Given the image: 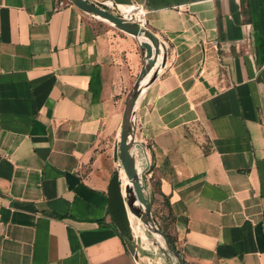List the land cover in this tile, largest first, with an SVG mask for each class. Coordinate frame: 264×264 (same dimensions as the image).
<instances>
[{
	"label": "crops",
	"instance_id": "obj_1",
	"mask_svg": "<svg viewBox=\"0 0 264 264\" xmlns=\"http://www.w3.org/2000/svg\"><path fill=\"white\" fill-rule=\"evenodd\" d=\"M59 1L0 0V264H136L104 146L145 50ZM112 1L160 41L132 115L150 214L185 264H264V0Z\"/></svg>",
	"mask_w": 264,
	"mask_h": 264
},
{
	"label": "water",
	"instance_id": "obj_2",
	"mask_svg": "<svg viewBox=\"0 0 264 264\" xmlns=\"http://www.w3.org/2000/svg\"><path fill=\"white\" fill-rule=\"evenodd\" d=\"M69 1L82 12L104 19L115 28L131 35L136 39L138 45L145 50L143 66L126 98L119 132V145L114 153V158L119 160L122 165L128 183L122 187L118 170L112 173L107 187L108 211L118 233L122 237L130 241L131 226L129 215L131 214L139 219L143 225L149 226L152 232L159 234L163 238L165 248L175 258L177 264H185L180 252L169 243L151 217L150 202L145 194L144 187L145 172L149 166V160L145 151V143L134 140L132 122L134 106L141 89L153 79L159 63L160 41L148 29L131 23L89 0ZM131 149L139 151L141 155L142 167L139 171L136 169L135 158L131 153ZM130 251L137 258L134 244H131Z\"/></svg>",
	"mask_w": 264,
	"mask_h": 264
},
{
	"label": "rangeland",
	"instance_id": "obj_3",
	"mask_svg": "<svg viewBox=\"0 0 264 264\" xmlns=\"http://www.w3.org/2000/svg\"><path fill=\"white\" fill-rule=\"evenodd\" d=\"M85 15L89 18V22L93 28V30L95 31H104L108 28H114L115 27L104 21L101 20L95 16H92L90 14L85 13ZM130 91V90H129ZM128 91V93H129ZM128 95V94H127ZM106 146H104V150L106 151V156L109 158L108 160H110V162H113V166H112V173L115 170H119L122 168V165L120 164L119 160L114 158V153L115 150L118 148L119 145V138L118 140H110V142L105 143ZM118 152V150H117ZM135 165H136V169L140 170L141 166H142V158L141 155L139 153L138 158H135ZM122 173V181H123V185L126 184V177L124 172L121 170ZM147 174L145 175V183H144V187H145V194H146V187H147ZM134 225L137 224V226L141 229V234H143V241L141 243V248H139V255L141 257L140 262L142 264H166V262H168L167 260V255L165 252L166 248L164 246V244H162V240L159 241L157 240L159 237L157 236L156 239V235L153 234V232L148 229L145 225H143L139 219H137L136 217H134ZM132 221H133V216H132ZM137 230V229H136Z\"/></svg>",
	"mask_w": 264,
	"mask_h": 264
},
{
	"label": "built area",
	"instance_id": "obj_4",
	"mask_svg": "<svg viewBox=\"0 0 264 264\" xmlns=\"http://www.w3.org/2000/svg\"><path fill=\"white\" fill-rule=\"evenodd\" d=\"M58 3H59V6H64L65 4H69L71 2L69 0H66V2L62 0V1H59ZM101 6H102V8L108 10L109 12H111L117 16H120L123 19H125L131 23L137 24L142 28H145V26H146V10L142 4H137V3L117 4V3H114L112 0H103L101 2ZM122 7L129 9V11L126 13V15H124L122 13V9H121ZM137 171H139V170H137ZM145 175H146V172H145ZM130 226H131V223H130ZM130 241L132 242V244H134L135 252L138 256L139 248H141V243L143 241V238L141 237L140 234L134 232L132 226H131ZM135 263L136 264H142L140 262V260L138 259V257L135 259Z\"/></svg>",
	"mask_w": 264,
	"mask_h": 264
},
{
	"label": "trees",
	"instance_id": "obj_5",
	"mask_svg": "<svg viewBox=\"0 0 264 264\" xmlns=\"http://www.w3.org/2000/svg\"><path fill=\"white\" fill-rule=\"evenodd\" d=\"M92 2V1H91ZM94 3V2H93ZM96 5H98L99 7H102L101 5L97 4V3H94ZM150 172V167H148L147 171H146V174L148 175ZM151 177V176H150ZM149 177V179H150ZM148 181V180H147ZM150 194L151 192L148 191L147 192V197L149 198V202H150V205H151V200H150ZM151 217L155 223V225L157 226V228L159 230H161L163 232V234L166 236V238L168 239L169 243L174 247L176 248V245H175V239L174 237L172 236V234L170 233L169 229H168V225L167 223H165L164 221H167L166 217L165 218H162L160 216H158L154 211L152 212L151 211ZM168 222V221H167ZM167 257L171 258V260H173V262L175 264H177L175 258L170 254V252L166 249L165 252Z\"/></svg>",
	"mask_w": 264,
	"mask_h": 264
},
{
	"label": "bare ground",
	"instance_id": "obj_6",
	"mask_svg": "<svg viewBox=\"0 0 264 264\" xmlns=\"http://www.w3.org/2000/svg\"><path fill=\"white\" fill-rule=\"evenodd\" d=\"M122 9V13L124 14V15H126V13L129 11V9L128 8H124V7H122L121 8ZM99 18V17H98ZM101 19V18H100ZM101 20H104V19H101ZM105 21V20H104ZM107 22V21H106ZM131 153H132V155L134 156V158H136V150H132L131 149ZM120 162V161H119ZM121 164V163H120ZM122 171H123V169H122ZM124 172V171H123ZM128 183V181H126V184ZM122 187H123V185H122ZM132 216L133 215H129V220L132 222ZM134 217V216H133ZM148 229H150V227L149 226H146ZM151 230V229H150ZM153 234H155L156 235V237L158 236L159 238H158V240L159 241H161L162 240V244H163V238L159 235V234H157V233H154L153 232Z\"/></svg>",
	"mask_w": 264,
	"mask_h": 264
}]
</instances>
